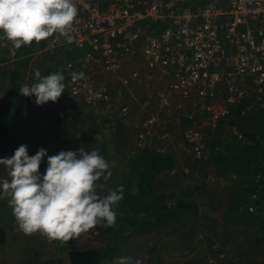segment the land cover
<instances>
[{"label": "built area", "instance_id": "obj_1", "mask_svg": "<svg viewBox=\"0 0 264 264\" xmlns=\"http://www.w3.org/2000/svg\"><path fill=\"white\" fill-rule=\"evenodd\" d=\"M192 1L74 0L72 42L55 34L39 51L71 46L83 52L64 67L63 101L102 114L106 104L116 105L112 91L127 92L131 100L119 107L126 115L135 93L151 84L143 95L149 101L140 105L147 110L153 101L160 108H151L141 124L140 146L152 143L173 100L190 107L183 110L187 119L199 116L211 130L248 112L239 107L249 101L264 110V0ZM73 73L84 78L74 82ZM187 140L198 151L205 145L201 129L192 127Z\"/></svg>", "mask_w": 264, "mask_h": 264}, {"label": "rangeland", "instance_id": "obj_2", "mask_svg": "<svg viewBox=\"0 0 264 264\" xmlns=\"http://www.w3.org/2000/svg\"><path fill=\"white\" fill-rule=\"evenodd\" d=\"M0 36H3L2 30H0ZM41 49L42 47L37 48L34 54H40L41 52L39 51ZM16 53L17 49L14 48L11 41L0 39V65H6L9 61L15 60ZM58 58H62L61 53ZM40 59V56H36L31 61L30 70L25 75L24 81L29 86L32 82H37L35 81V70L39 69L40 66L44 67L45 63L52 58L51 56L45 57L44 61ZM5 87L4 82L0 84V101L3 98ZM149 87H152V85L145 84V87H143L146 89L144 94L147 95L149 93ZM67 92L65 88V92L59 98L61 101L67 98ZM144 94L140 91L135 93L136 100L139 103L142 102ZM31 97H25L21 94L20 117L14 126V135L17 136L19 134L30 138L45 139L39 142L35 151V154L39 148H44L47 151V156L41 162V169L46 170L48 156L56 155L61 150H77L81 147L90 152L99 149L98 145L101 144L104 138H111L114 134L116 116L108 114L105 107H103L105 110L102 114L90 109H81L82 113H76L74 117L71 116L69 118L67 122L69 127L62 128L60 124H54L49 121V117L55 113V110H59L57 107L59 102L37 105L35 104V97ZM145 99L143 100L144 104L147 100L149 101L147 96ZM156 106L157 103L152 101V104L148 107L149 109L146 110L142 107V110L136 113L139 117L140 125L148 116V112L152 110L151 108ZM245 107L251 112L254 111L251 110V108H254L251 107V101ZM157 108H160V106L158 105ZM188 109H190L189 106L184 107L179 101L173 100L170 110L168 112L165 110L159 118L161 126L155 130V136H157L155 140L158 139L157 141L163 144L162 149L161 147L159 148L160 151L170 150L177 160V165L169 172L170 176H167L166 184L169 185L167 190L181 193V191H186L188 188L192 189V186L195 185L200 186L202 189L201 194L196 195L199 215L195 216L192 213L184 215L182 222L174 225L175 229L168 228L167 232L161 234L152 232L148 235L134 236L129 241L126 250L133 253L141 264H264V233L259 231L261 224L256 219L258 214L256 211L257 207L249 205L247 208L248 212L252 213L251 221L245 217L240 218L238 217L239 215H235L236 217H231L230 214L228 216L225 215L223 202L229 197L231 181L235 182L237 175L236 173L225 176L217 175L218 170L211 163L210 151L207 145L209 140H214V134H212L211 138L204 135V130L209 129V126L205 121H200L199 116L197 117V122L191 119L190 121L181 120V117L187 118L183 110ZM87 112L96 113L98 117L95 119ZM248 112L245 114L238 112L236 118L241 120L243 115L246 116ZM131 115H129L128 119L124 118V124L130 126L123 125V127H126V130L134 128L133 131L130 134L126 131L125 136L121 138V141H124L120 145L121 147L118 145L108 146L110 151L106 153L105 159L110 165L112 176L107 181L101 178L96 182V192L101 198L108 195L110 189H117L121 185L123 177L133 180L136 178L134 171L138 167L133 169L129 161L135 158L132 157L135 153L138 154L137 135L140 130L137 132L136 129L139 124L133 125L138 117H130ZM80 117H84L86 125L95 123L98 125V129L93 131L86 126L88 133L85 137L79 131L80 124L77 125ZM102 123H105V126H100ZM221 126L220 135L222 138L236 141L239 144L245 143L242 133L239 132L238 122L233 128V132L229 128L231 125L227 121H224ZM192 127L202 130L205 145L200 148V151H198V145H190L187 140L188 131ZM35 128H37V132ZM62 135H64L63 142ZM90 144L92 148L88 149ZM224 144L225 141H222L221 145ZM8 157H11V155L5 145L0 144V159ZM250 173L252 177L256 176V170H252ZM3 178H7V173L5 166L0 165V179ZM247 178L248 176L242 178V180L239 179L240 189L242 187L245 188L244 185L247 184ZM235 189L237 190L236 186ZM241 191L239 199L247 201V191ZM233 196L234 201H236V193ZM259 198L261 207H263L264 187H259L254 197L252 199L249 198V201L259 200ZM8 199V197L0 195V264H21V262L26 261V254H28V257H33L38 262L37 264H54L57 260H62V258L66 260L65 264H71L69 259L70 250H84L86 248H94V246H105L104 235L97 234L94 236L91 234L93 229L81 234L79 237L73 238L72 245L74 248L63 251L57 250V245L54 241H49L39 233L30 236L25 235L18 228L15 217L12 215V209L8 204ZM172 202V199H170V203ZM189 232L193 236H188ZM257 232L258 234H256ZM138 247H143L141 252H135L136 250L134 249ZM126 254V251H124V256H130ZM115 261H118V258Z\"/></svg>", "mask_w": 264, "mask_h": 264}, {"label": "trees", "instance_id": "obj_3", "mask_svg": "<svg viewBox=\"0 0 264 264\" xmlns=\"http://www.w3.org/2000/svg\"><path fill=\"white\" fill-rule=\"evenodd\" d=\"M201 3H203V0L192 1V4ZM54 35L39 43L33 41L29 46H21L20 49H17L15 60L9 61L6 65H0V84L4 82L6 86L3 90V98L0 101V144L5 145L11 156L22 144L27 146L29 156H33L39 142L45 140L42 138H30L29 136H22L19 134L17 136L14 135V126L19 120L21 109V94L19 90L23 85L27 84L24 79L27 71L30 70L31 61L35 59L36 56H40V60L43 59V61L45 57L51 56L52 59L46 62L44 67H39L41 75L47 76L51 73L59 72L66 80L64 67L67 61L77 57L81 58L83 55L81 50H76L71 46H62L53 50L49 49L48 51L35 55L34 51L39 47L41 48L42 46L48 45ZM60 53L62 58L59 59L58 55ZM65 80L63 82H65ZM66 87L67 85H65V88ZM112 93L116 98L114 99L116 100V105L109 103L105 105V108L108 114L116 116L114 121V134L111 138H104L101 144L98 145L100 148L96 149L104 159L106 158V153L110 151L108 146L122 145L124 141H121V138L125 136L124 134L126 131L130 134L134 129L126 130V127H123V125L130 126L124 124V118L128 119L132 112L130 117H138L136 113L142 110L140 103L134 102L131 106L130 113L126 115L119 114L120 104L124 102L128 103L127 100L131 99H129V95L128 97L126 96L127 92H125L124 95H120L119 91H112ZM52 103L53 102L49 101L45 104L48 105ZM57 103L59 110H55V113L49 117V121L54 124H60L62 128H67L69 127V125H67L69 118L71 116L74 117L76 113H82L81 108L77 103H72L70 105L60 99H58ZM245 106L246 105L243 104L242 107L239 108L246 110ZM61 110L64 112V118L59 113ZM251 110L254 111L251 112L249 110L248 114L246 116L243 115V119L241 120L233 117L226 118L215 130L209 128L205 129L203 133L205 136H209V138L214 134V140H209L207 145L210 151L211 163H213L218 170L217 175L225 176L234 173L237 175L235 179L236 183L231 181L232 185L230 187L229 197L223 202L225 215L228 216L230 214L231 217L239 215L238 217H245L251 221L252 213H249L247 208L249 205H254L257 207L256 211L258 213L256 219H258L257 221L261 224V229H259V231L264 233V203H262L263 207H261L260 198L259 200L255 199V201H249V198L252 199L254 197L259 187H264V110L257 108H251ZM71 113H73V115H71ZM87 113L91 114L95 119L98 117L96 113ZM180 119L183 121H190L184 117ZM224 121H227V123L231 125L229 128L232 132L236 123H239V132L242 133L241 135L245 140L244 144H239L236 141H230L221 137V125ZM139 123L140 120L138 117L135 119L133 125L136 126ZM78 124H80L79 131L82 132L85 137L88 133L86 126L93 131L98 129V125L95 123H93V125L91 123L86 125L84 117L78 119L77 125ZM102 125L105 126V123L100 124V126ZM187 126H189V124H187ZM136 129L138 132L141 129V125H137ZM35 131L37 132V128H35ZM156 137L157 136L153 138L152 143L148 142L141 147L138 145V154L135 153L132 156L135 158L129 161L133 169H137V167L138 169L134 171L136 173L135 180L123 177L121 181V185H123V199L113 208L117 214L115 226L107 228L97 226L91 231V234L94 236L102 234L105 237V246H94V248L100 250L104 255L102 261L97 264H118V261H115V259L124 257V251L133 259H137L133 253L126 250L129 241L134 236L148 235L152 232L161 234L167 232L168 228L173 229L176 223H181L182 219L185 217L184 215H189L190 213L195 216L199 215L196 195L201 194L202 189L200 186H192V189L188 188L186 191H181V193H174V191L167 190V188H169V185L166 184L167 176H170L169 172L177 165V160L170 150L160 151L159 148L161 147L162 149L163 144L157 141L158 139L155 140ZM63 139L64 135H62V142ZM222 141H225L224 145H221ZM90 148H92L91 144L88 149ZM252 170H256L255 177H252L250 173ZM39 171L40 174L43 175L46 170L40 168ZM246 176H248L247 184L244 185L245 188L242 187L240 189L241 185H239V181ZM241 190L247 191V201L239 199V194L242 192ZM234 193H236V201H234L233 198ZM170 199H172V203H170ZM96 231L97 233L95 234ZM256 234H258V232ZM188 236H193V234L189 232ZM54 242L57 245V250L60 251L74 248L72 239L64 243L60 241ZM142 249L143 247H138L134 250H136L135 252H141ZM26 255V261L21 262V264L38 263L33 257H28V254ZM65 261L66 260L62 258V260H57L54 264H65Z\"/></svg>", "mask_w": 264, "mask_h": 264}, {"label": "clouds", "instance_id": "obj_4", "mask_svg": "<svg viewBox=\"0 0 264 264\" xmlns=\"http://www.w3.org/2000/svg\"><path fill=\"white\" fill-rule=\"evenodd\" d=\"M77 16L74 0H0V39L11 41L16 49L54 34L71 43ZM34 75L37 82L23 85L20 94L34 96L37 105L57 102L65 92V77L59 72L42 76L39 69ZM83 78L84 73L72 74L74 82ZM45 156L44 148L29 156L27 146L22 144L11 157L0 159L7 173V178L0 179V195L9 198L19 230L64 243L97 226H115L117 214L113 208L123 199V185L109 190L103 198L97 195L96 182L112 176L109 163L98 151L83 147L61 150L48 156L46 171L41 175ZM118 264L141 262L124 256L118 258Z\"/></svg>", "mask_w": 264, "mask_h": 264}, {"label": "water", "instance_id": "obj_5", "mask_svg": "<svg viewBox=\"0 0 264 264\" xmlns=\"http://www.w3.org/2000/svg\"><path fill=\"white\" fill-rule=\"evenodd\" d=\"M103 256V253L96 248L73 249L69 251L71 264H97L102 261Z\"/></svg>", "mask_w": 264, "mask_h": 264}]
</instances>
